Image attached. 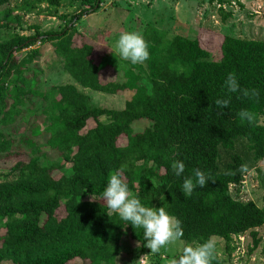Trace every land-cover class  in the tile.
I'll return each mask as SVG.
<instances>
[{
  "label": "trees",
  "instance_id": "trees-1",
  "mask_svg": "<svg viewBox=\"0 0 264 264\" xmlns=\"http://www.w3.org/2000/svg\"><path fill=\"white\" fill-rule=\"evenodd\" d=\"M11 1L0 0V17L5 20L0 24V124L17 121L29 93L40 96L50 123L36 132L49 136V147L60 159L40 160L30 155L35 141H17L0 131V157L28 156L12 166V179L0 181V264H78L75 260L117 264L125 234L142 242L144 253V230L106 213L101 194L116 171L142 204L164 207L181 222L185 245L221 237L229 249L234 235L249 231L252 250L258 247L262 241L258 229L264 230V195L259 205L242 200L239 193L253 169L264 181V167L258 166L264 160V40L226 34L220 59H213L199 37L176 34L167 39L156 28L145 30L141 35L149 58L131 64L125 78L118 80L105 74L110 61L104 58L105 51L96 56L97 44H78L75 39L77 22L97 11L103 0H81L83 7L62 28L32 26V34L18 31L9 19L19 22L21 14L35 11L57 16L64 0H19L10 6ZM226 1L230 0H219L223 20L233 15L224 10ZM38 41L52 43L72 81L46 91L33 88L34 77L24 71L41 54L33 47ZM229 73L236 75L241 90L257 89L259 97L229 93L225 87ZM87 88L134 94L122 108H110L95 104L84 91ZM217 99L230 103L219 109ZM241 109L254 112L257 124L241 121L237 115ZM91 118L96 125L82 132ZM140 120L151 124L135 132L133 123ZM122 135L127 143L121 146ZM176 160L185 164L180 176L171 167ZM242 164L248 166L246 173L239 171ZM195 168L211 179L185 196L182 184L193 177ZM92 195L98 200L91 201ZM213 264H224L219 253Z\"/></svg>",
  "mask_w": 264,
  "mask_h": 264
},
{
  "label": "rangeland",
  "instance_id": "rangeland-1",
  "mask_svg": "<svg viewBox=\"0 0 264 264\" xmlns=\"http://www.w3.org/2000/svg\"><path fill=\"white\" fill-rule=\"evenodd\" d=\"M18 1L12 0L10 6ZM82 7L81 0H64L57 16L35 11L25 15L21 14L19 22L15 18L9 19V22L11 26H16L18 31L26 34L34 32L32 26H39L41 30L60 29L72 14ZM223 7L226 12L233 13L232 17L227 20L222 19L223 13L220 12L219 0H103L97 11L85 14L77 22L75 39L78 44L84 41L97 44L96 56L105 51L104 58L110 60L104 70L105 74L118 80L125 78L124 72L131 65L130 61L121 60L115 53L116 41L119 34L124 31L142 34L145 30L150 32L156 28L167 39H171L176 34L199 37L203 45L210 49L213 59H220V46L226 34L264 40V0H230L226 1ZM15 13L13 12V15ZM0 24H5L2 16ZM36 46L40 48L41 54L35 57L29 64V68L24 71L26 76L34 77L36 83H33V88L35 90L46 91L52 85L72 81L68 73L63 70L62 61L57 59L51 42L38 41L33 47ZM26 52L27 49L23 50V55ZM84 91L92 97L95 104L110 108H122L126 100L134 94L132 90L120 91L116 94H107L89 88ZM26 102V105L21 107L23 113L18 116L17 121L10 126L0 124V131L17 141L28 138L35 141L36 146L30 155L37 156L40 160H46V162L59 160V155L49 147V136L46 133L37 134L36 132L38 128L43 130L50 123L42 112L45 102L34 93H29ZM101 119L108 118L103 116ZM262 121L264 122V117ZM150 124L149 120L136 121L133 123V129L135 132L142 131ZM95 125V120L89 119L82 132ZM126 143L127 136L122 135L118 144L122 146ZM27 158L26 154L18 158L17 156H1L0 181L12 179L14 177L11 173L12 166L18 159ZM70 165L67 163L66 167ZM258 166L263 168L264 160L260 161ZM231 191L234 194V187ZM239 194L244 201L253 200L262 205L264 181L256 169L245 175ZM63 212L64 208L61 207L59 213ZM258 230L262 235V241L253 250V236L249 231L234 235L229 249L226 248V241L223 238L214 237L217 241V251L224 264H264V230L262 228ZM4 231L5 229L2 228L1 232ZM185 244L184 240L180 239L175 244L161 249L159 253H152L148 247L144 253H141L142 242L125 234L117 264H170L173 258H178ZM74 262L81 264L80 260ZM3 264L14 263L4 261Z\"/></svg>",
  "mask_w": 264,
  "mask_h": 264
},
{
  "label": "clouds",
  "instance_id": "clouds-1",
  "mask_svg": "<svg viewBox=\"0 0 264 264\" xmlns=\"http://www.w3.org/2000/svg\"><path fill=\"white\" fill-rule=\"evenodd\" d=\"M115 53L121 60L130 61L131 64H143L150 56L148 45L143 36L138 32L124 31L119 34L115 44ZM225 87L229 93L242 92V95L250 98H258L257 89H243L237 81L234 73H229L225 80ZM230 103V99H217L216 107L223 109ZM241 121H247L249 124H257V115L248 109H241L238 112ZM172 170L176 176H180L185 170L183 161L176 160L172 162ZM239 171L246 173L248 166L242 164ZM226 174H233L228 172ZM211 179L198 168L193 169V177L185 178L181 191L185 196H191L194 189L204 187ZM101 198L107 207V215L113 214L126 222L131 223L135 229L142 228L146 247L152 253H159L161 249L175 244L183 235L181 222L175 217L169 215L164 207L154 208L142 204L141 200L132 195L128 184L120 171L109 175L106 188L101 194ZM98 200L93 195L91 201ZM218 260L217 241L210 237L205 242L193 246L185 245L178 258H173L170 264H213Z\"/></svg>",
  "mask_w": 264,
  "mask_h": 264
}]
</instances>
